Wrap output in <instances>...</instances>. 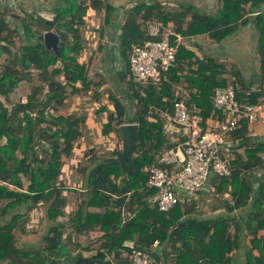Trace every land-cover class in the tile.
Wrapping results in <instances>:
<instances>
[{"label": "trees", "instance_id": "trees-1", "mask_svg": "<svg viewBox=\"0 0 264 264\" xmlns=\"http://www.w3.org/2000/svg\"><path fill=\"white\" fill-rule=\"evenodd\" d=\"M110 1L90 0L86 4L58 0L50 20L39 10L23 9L20 17L11 12V0L0 3V58L7 57L0 68V264H132L134 250L149 253L153 264H238L233 252L244 237L248 238L245 264H264V235L259 234L264 230V141L247 136L246 122L234 136L238 140L229 160L231 174L220 177L210 173L206 181L213 195L232 187V203L218 202L215 197L211 208L223 203L228 213L239 211L238 217L205 218L199 199L191 204L185 199L168 211H160L149 203L157 189L147 184L149 176L145 171L171 145L172 131L167 130L164 113H173L175 101L183 99L189 112L197 114L205 124L210 118L219 120L211 101L216 88L238 86L237 97L251 102L262 95L264 0L251 2L252 9L262 7L256 16L261 86L254 91L249 87L252 82H244L237 68H231L232 80H228L224 62L207 54L199 58L182 45L159 85L135 82L130 72L131 45L160 37L146 34V22L157 20L166 25L172 21L180 35H220V41L230 32L215 31L226 21L225 6L214 18L191 11V6L166 10L159 1H136L123 11L116 40L123 64L119 77L125 85L127 105L110 96L113 112L106 116L100 134L109 136L114 132L121 143L119 127L136 123L140 141L132 161L123 170L117 164L104 162L106 157L118 156L120 149L99 158L92 156L94 160L86 153L84 157L90 163L82 169L84 190L77 191L75 208L67 211L68 198L63 195L61 181L63 155L72 157L86 120L58 110L64 106L68 88L75 94L91 85L86 64L79 62L87 47L82 31L84 16L88 10H103V20L109 24L115 11ZM49 31L59 37L56 53L44 44V33ZM14 38L22 42L17 48ZM34 72L42 84L34 87L24 102H13L10 95L21 81L30 82ZM239 148H243L244 157L237 151ZM78 164L74 163L73 168ZM21 175L27 180L26 187ZM42 207L47 222L44 235L38 245L20 244L18 235L27 233L28 214ZM94 231L100 233L96 242L83 247L81 237L87 238ZM125 242H134V247ZM91 249L94 254H83Z\"/></svg>", "mask_w": 264, "mask_h": 264}, {"label": "built area", "instance_id": "built-area-1", "mask_svg": "<svg viewBox=\"0 0 264 264\" xmlns=\"http://www.w3.org/2000/svg\"><path fill=\"white\" fill-rule=\"evenodd\" d=\"M4 0H0V3ZM257 10L255 14H258ZM163 29L158 22H147L146 34L152 38L160 35ZM178 42H171L169 33L158 39H148L142 44H133L129 53L130 72L138 83L159 85L165 79V72L176 61ZM238 86L228 85L216 88L211 101L217 111L219 120L213 125L202 123L197 114H191L185 101L174 102L173 113H164L169 125L179 128L177 133L171 130L170 147L156 156V164L145 168L148 172L147 184L155 187L157 193L149 203L156 205L160 211H168L177 203H184L178 188L194 195L203 188L210 173L220 177L231 174L229 149L235 144L234 136L239 133L242 122L264 123V95L256 102L240 100L237 97ZM248 129V128H247ZM180 134V135H179ZM121 149V144L117 145ZM181 150L184 159L179 157ZM231 155V156H230ZM157 242L154 243V246ZM132 264H153L149 253L134 250L131 254ZM197 264H201L200 262Z\"/></svg>", "mask_w": 264, "mask_h": 264}, {"label": "rangeland", "instance_id": "rangeland-1", "mask_svg": "<svg viewBox=\"0 0 264 264\" xmlns=\"http://www.w3.org/2000/svg\"><path fill=\"white\" fill-rule=\"evenodd\" d=\"M42 2L43 0H29L26 2V4H22L25 2L24 0H18L16 2V6L14 7L13 11H11L13 14H16L20 17L23 16V9L33 8L34 5H37L38 2ZM83 1L86 4L89 3L90 0H79ZM133 0H111V3L116 6L115 8H119L118 10L121 11V14L125 9L131 8ZM145 2H155L157 0H142ZM130 2L131 4H128ZM162 3V2H161ZM13 4V3H12ZM164 5V4H163ZM164 8L166 10H170L173 8H176V6L173 5H164ZM89 16L88 18L92 19V23L95 22V24H99L100 21H102L103 18V11L100 12H88ZM167 25V24H166ZM172 28V26H171ZM88 29H91L90 23H87L85 26V30L88 31ZM173 30V28H172ZM175 31V30H174ZM88 34V33H86ZM84 34L85 37H89L90 35ZM204 38V37H203ZM209 38H205L202 42L208 41ZM96 40V39H94ZM92 40V41H94ZM213 40V39H209ZM258 32L255 30H236L229 34L228 36L224 37L223 40L217 45L214 43L213 50H209L206 54L210 55L212 57H215L217 59L222 60L225 64V68L228 70L229 75L228 80H232L231 74V68H237L239 70V75L242 78V80L246 83L252 82L251 86L249 87L252 89V91L256 90L261 86L260 82L258 81L260 76L262 75L261 70V63H260V54L258 52ZM14 42L16 44V48L21 45V41L17 38H14ZM89 39H87V47H86V54H82L80 56L82 62L86 64L87 72L91 78L90 83L94 84V82H99L100 79H105L107 83L109 82V71L103 70V57L101 53H98L97 51H94L90 46H88ZM91 52H93L91 54ZM202 54L204 52H201ZM74 55V54H72ZM5 55L1 56L0 58V68L2 64H4L7 59ZM59 65V64H58ZM117 65V64H116ZM48 70H52V66H48ZM97 73L100 75V77L97 76ZM36 72H34V75H32L33 79L28 82H23L20 84V87H18V91L16 93V98L14 94L10 95V98L13 102H20L25 99L26 95L31 93L32 89L36 86L41 85L42 83L38 80L37 76L35 75ZM105 81V82H106ZM78 84V83H77ZM239 84V83H238ZM110 85V84H109ZM94 86V85H93ZM264 91V85L262 86ZM78 88V87H77ZM112 89V85L110 87H107V85H104L101 88L102 94L107 93V89ZM117 88H119L117 86ZM116 88L113 87V90ZM71 88L67 89L66 94V101L64 103V106L62 109H60V113L63 114H74L75 116L83 117L86 122L81 127H83L81 136L79 139L76 140L75 148L72 157L69 159L68 157H65L63 155V162L65 163V168L63 169V175L61 178V181L63 183V192L64 196H67V211H72L75 208V197L77 195V191H83L84 185H83V176L84 172H82V169L90 163L88 161V158L95 156V158L102 157L104 155L109 154L111 151L106 150L105 146L103 145H111V148H114L115 144L116 147L119 145V139L116 135L107 137V139H103L102 143H97L95 140L97 139L96 132L100 134V125L102 123H105L106 115L109 114V109L113 110L112 104L109 103L106 96H100L99 100L96 102H92V98L90 94H86L85 89H81L77 93H70ZM43 94L46 92V89H44ZM185 92V91H184ZM264 95V92L262 93V97ZM3 99V97H1ZM1 99V100H2ZM126 103V102H125ZM127 104V103H126ZM76 107L75 111H71L72 107ZM100 106V107H99ZM129 106V105H128ZM99 107V108H98ZM52 114H56L55 112H52ZM53 125V129H54ZM250 131L249 133H252L254 136L260 137L261 141H264V123H250L249 124ZM183 129H181L180 132H182ZM97 134V135H98ZM249 135V134H248ZM250 136V135H249ZM252 136V135H251ZM238 139L234 138V141L236 142ZM247 139L242 140V143H245ZM108 146V147H109ZM229 152H233V149H229ZM243 157V148H239L238 151ZM88 154V158H85L84 155ZM230 155V156H231ZM262 158L264 160V153H262ZM94 160V157H92ZM77 168H73L74 163H78ZM63 167V166H62ZM79 169V170H78ZM21 178L24 182V186H27V180L25 177L21 175ZM12 187V186H11ZM24 187V188H25ZM228 187H231L230 185ZM232 188V187H231ZM76 191V192H74ZM179 195L184 197L188 200V203L191 204V197L188 196V192H186L182 188H178ZM231 193V192H230ZM41 206V205H40ZM39 206V207H40ZM45 208V207H44ZM28 216L30 217V222L27 226V233L25 235H18L19 243L26 245H38L39 241L41 240V237L45 233L46 229V218L44 209L37 208L32 213H29ZM68 230H66V233ZM98 231L91 232L89 236L86 238L85 236L81 237L80 241L85 247L90 242L94 243L96 242V239L99 236ZM95 251L92 249L89 251H83V254L85 256H88L90 254H94ZM1 264H6L4 261Z\"/></svg>", "mask_w": 264, "mask_h": 264}, {"label": "crops", "instance_id": "crops-1", "mask_svg": "<svg viewBox=\"0 0 264 264\" xmlns=\"http://www.w3.org/2000/svg\"><path fill=\"white\" fill-rule=\"evenodd\" d=\"M11 1L13 2V5L16 6V2L18 0H11ZM24 1L25 2H23L22 4H24V3L26 4V2L29 0H24ZM31 1H33V0H31ZM35 1H37V0H35ZM57 1L58 0H43L42 2L39 1L37 3V5H34L33 8L28 7V9H25V11L27 10V12H33L35 10H39V14L41 16L50 20V19H52V16H53L51 13L53 5L57 4L58 3ZM136 1H142V0L131 1L132 5ZM157 1L162 2V4H164L165 6L166 5L176 6V8H173L170 10L177 9V8L182 7V6H187V7L191 6V11L197 12L198 14H200L201 16H203L205 18H209V17L214 18L216 16V14L222 10L223 6H225L224 18L226 21H224V23L222 25H220L219 27H217L215 29V31H217V32L230 31V32L226 33L225 35H222L223 38L228 36L229 34H231L232 32H234L236 30H254V31L256 30L257 31V26H256L257 14H255V12L262 8L261 5H258L256 7H253V9H252V7H251L252 0H246V1H244V0H228L226 3H224V0H157ZM131 3L128 2V4H131ZM118 9L115 8V11L113 13V16L111 17L109 24H107V23L105 24L103 18L99 24L98 23L95 24V22L92 23V19L88 18L89 15L87 14L88 12H93L91 10H88L86 15L84 16L85 24H84V26H82V31H83V34L88 33L86 35H90L89 37L87 36V39H89L88 46H90V49L92 47V49L94 51H97L98 53L102 54V57L104 60L103 70H108L110 72L108 83L106 81V78L100 79L99 82H96V83L94 82V84L91 83L89 88H86V89L84 88L86 94H90V93H92V90H94L92 95L90 96V98H92V102L98 101L100 96H102V95L106 96L109 103H111V104H112V102H111L110 96L118 98L123 103L126 102L125 85L119 77L123 64L120 61L119 47H118L117 40H116L117 34L119 32V27L122 25L121 11ZM101 11H103V10H101ZM103 16H104V11H103ZM152 22H158V23L162 24L163 29L160 33V36L162 34L168 32L169 37L170 38L173 37V41H172L173 43L178 42V46L182 45L186 49L193 51L195 53V55L199 58L202 57L203 55H205L209 50L212 51L214 43L218 45L223 40V38H222L220 41H218V37L220 35L219 36L217 35L216 38H213L207 34H201V35L193 34V35H184L183 36V35H180L174 31V25H173L172 21L168 22L167 25H164L162 22L157 21V20H154ZM87 23H90V27H91V29H88V31L85 30V26L87 25ZM146 25H147V22L143 25L145 32H146ZM171 26H172L173 30H172ZM206 37L209 39H213V40L208 39V41L202 42ZM94 39H96V40H94ZM92 40H94V41H92ZM201 52H204V53L202 54ZM92 53L93 52H91V54ZM82 54L85 55L86 50ZM218 60H220V59H218ZM220 61H222V60H220ZM79 62H82L80 57H79ZM32 75H34V73H32ZM88 76H89V74H88ZM97 76L100 77V75L98 73H97ZM91 78L89 76L90 81H91ZM32 79H33V77H32ZM23 82H26V81H21L19 83L18 87H20V84ZM109 84L112 85V89L108 88L107 93L102 94V92H100V93L98 92V89H99V91H101V88L104 85H107V87H110ZM117 86L119 88H117ZM18 87L12 93L15 95L14 98H16V96H17L16 93L18 91ZM76 87L81 89L82 85L80 83H78L76 85ZM113 87H115L116 89L113 90ZM0 99H2L1 96H0ZM25 100H26V97L24 100H22V102H24ZM112 108H113V106H112ZM60 109H62V107L59 108V110H58L59 113H60ZM75 109H76V107L73 106L71 111H75ZM112 112H113V110L109 109V114H111ZM207 121H208L207 124L209 126L214 124L213 118H210ZM102 124L100 125V127L102 126ZM82 130H83V127L80 128L81 133H82ZM249 131H250V128L248 126L247 136H248V134L250 136L253 135L252 133H249ZM95 132H96V136H97V139L95 141L97 143H102L103 139H107V137L115 135L114 132H111L109 134V136H103L101 134H98L97 131H95ZM174 132L180 133L179 131H176V130ZM103 145L105 146L106 150L111 151L112 149H117L116 144H115L114 148H111V145L109 146V145H106L104 143H103ZM237 151H239V149ZM64 168H65V163L63 164V169ZM61 178H62V176H61ZM231 191H232V188L228 187V189H226V191L223 194L218 193L216 195H213V194H211V189L209 188V186L206 182V184L203 186V188H201L200 190L195 192L194 196H191V195L190 196L192 197L191 198L192 202H195L196 200L199 199V201H200L199 202L200 203L199 209L202 210V216L203 217L211 218L213 216H215V217L216 216H227L229 218L230 217L233 218V217H238L240 215V212L237 211L236 209H234L232 211V213H228L227 208L223 205V203H221V204L218 203V205L216 206L215 209L211 208L212 207L211 206L212 198H215V197L218 198V202H219V200H222L223 202L231 204L232 203L231 196H230ZM63 195H64V192H63ZM230 232H233L232 226L230 228ZM259 234L264 235V230L259 231ZM247 244H248V238L244 237L243 240L240 241L239 249H236L233 252V257L238 264H245V251L247 248ZM253 253L257 254V251L254 250Z\"/></svg>", "mask_w": 264, "mask_h": 264}, {"label": "water", "instance_id": "water-1", "mask_svg": "<svg viewBox=\"0 0 264 264\" xmlns=\"http://www.w3.org/2000/svg\"><path fill=\"white\" fill-rule=\"evenodd\" d=\"M58 35L53 32L44 33V44L47 49H52L55 53L58 52ZM121 131V151L116 157H106L105 163L117 164L121 170H123L127 163L132 161L133 154L136 152V144L140 141L138 125L136 123L122 124ZM169 128L173 131H179L178 127L169 125ZM181 160L184 159V155L181 150H178ZM124 245L130 248L134 247V242H125Z\"/></svg>", "mask_w": 264, "mask_h": 264}, {"label": "clouds", "instance_id": "clouds-1", "mask_svg": "<svg viewBox=\"0 0 264 264\" xmlns=\"http://www.w3.org/2000/svg\"><path fill=\"white\" fill-rule=\"evenodd\" d=\"M260 13V12H259ZM121 144V143H120ZM117 148V147H116ZM118 149V148H117ZM121 150V149H120Z\"/></svg>", "mask_w": 264, "mask_h": 264}]
</instances>
